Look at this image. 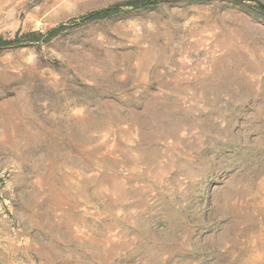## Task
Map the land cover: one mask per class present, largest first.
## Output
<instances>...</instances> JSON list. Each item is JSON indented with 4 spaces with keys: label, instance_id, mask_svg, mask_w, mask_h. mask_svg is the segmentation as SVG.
<instances>
[{
    "label": "rangeland",
    "instance_id": "1",
    "mask_svg": "<svg viewBox=\"0 0 264 264\" xmlns=\"http://www.w3.org/2000/svg\"><path fill=\"white\" fill-rule=\"evenodd\" d=\"M263 7L0 0V264H264Z\"/></svg>",
    "mask_w": 264,
    "mask_h": 264
},
{
    "label": "trees",
    "instance_id": "2",
    "mask_svg": "<svg viewBox=\"0 0 264 264\" xmlns=\"http://www.w3.org/2000/svg\"><path fill=\"white\" fill-rule=\"evenodd\" d=\"M144 1H149V0H144ZM157 1H160V0H157ZM164 1V0H163ZM263 10H264V7H263ZM110 9H107V10H104V11H102V12H99V14L101 13V14H109L110 13Z\"/></svg>",
    "mask_w": 264,
    "mask_h": 264
}]
</instances>
